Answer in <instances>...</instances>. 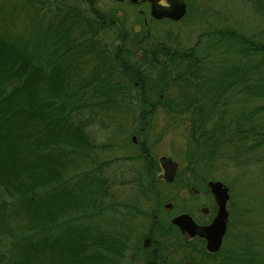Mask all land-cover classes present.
I'll list each match as a JSON object with an SVG mask.
<instances>
[{
    "label": "trees",
    "instance_id": "16d2710c",
    "mask_svg": "<svg viewBox=\"0 0 264 264\" xmlns=\"http://www.w3.org/2000/svg\"><path fill=\"white\" fill-rule=\"evenodd\" d=\"M258 2L264 10V0ZM58 11L55 25L32 40L0 33V264H125L126 249L137 240L133 231L113 235L92 224L111 197L110 181L95 173L119 157L87 164L91 146L112 152L135 146L137 135L142 176L153 189L160 168L141 152L148 150L141 138L162 109L189 118L190 162L251 165L264 151V122L256 119L264 104L246 111L220 102L244 83L241 92L263 99L264 91L249 84L261 63L215 75L195 47L179 49L168 40L154 41L140 59L117 47L123 31L111 33L89 6L68 2ZM224 36L243 43L241 53L264 54V44L245 35ZM125 44L131 51L134 39ZM125 111L140 126L126 130ZM92 122L109 128L108 141L90 138ZM21 219L25 228L12 230ZM244 254L246 264H264V253Z\"/></svg>",
    "mask_w": 264,
    "mask_h": 264
},
{
    "label": "rangeland",
    "instance_id": "374dc122",
    "mask_svg": "<svg viewBox=\"0 0 264 264\" xmlns=\"http://www.w3.org/2000/svg\"><path fill=\"white\" fill-rule=\"evenodd\" d=\"M186 1L190 6L186 18L178 23H155L154 38L157 41H173L171 43L179 49L195 47L197 58L213 70L215 75L220 70L226 73L233 68L245 70L248 64L260 60L261 69L250 75L249 84L257 85L264 91V54L248 56L241 53L244 44L235 38L224 36L227 31H234L255 43L264 44V10L259 0ZM58 5L60 4L48 0H0V33L11 40H32L38 34L48 32L58 21ZM118 42L117 39L116 44ZM246 84L229 90L223 97L224 103L220 102V105L228 106L232 102L234 107L240 106L246 111L263 105L264 98L241 92V87ZM136 117V114L127 111L120 114L121 123L126 130L131 131L140 126ZM256 119L264 122V112L259 113ZM151 125V130L145 132L141 139L146 140L148 151L160 168L155 175L157 182L153 181L160 196L153 194L147 181L143 179V160L139 145L128 144L112 152H103L91 146L87 164H91L92 160L101 162L119 157L103 172L95 173L100 178H108L111 197L104 198L106 206L92 224L101 225L104 231L113 235L132 230L134 238L139 240L151 222L153 210L168 217V220L180 209L198 212L196 207L199 195H194L191 187L194 186L203 194L210 180H220L229 186L232 195L231 227L221 256L211 258L208 264H246L245 252L255 255L264 253V151L256 153L251 165L215 160L212 163L202 162L197 166L194 164L195 159L191 162L189 159L193 150L189 118L169 115L160 109ZM143 126L146 127V122ZM86 129L95 143L108 141L110 130L104 124L92 122ZM137 139L140 141L138 136ZM124 156L129 158L125 159ZM163 156L171 157L179 164L173 183L163 179L164 171L159 162ZM86 163L82 166L83 169L88 167ZM140 175L141 183L136 180ZM168 202L174 203L171 211L165 208ZM24 220L27 219L12 222V230L25 228ZM166 239L179 245L177 233ZM132 261L131 259L132 264H141Z\"/></svg>",
    "mask_w": 264,
    "mask_h": 264
},
{
    "label": "flooded vegetation",
    "instance_id": "af4514ba",
    "mask_svg": "<svg viewBox=\"0 0 264 264\" xmlns=\"http://www.w3.org/2000/svg\"><path fill=\"white\" fill-rule=\"evenodd\" d=\"M57 4L75 2L84 6H89L93 14L97 16V22L102 26L109 28L111 33L116 30H122V37L119 38L117 47L123 53H129L140 59L151 54V48L154 41L153 25L155 23H178L186 18L190 6L187 4L185 16L180 20H174L169 17L157 18L153 15V10L168 11L176 0H48ZM127 39H134L132 50L125 44ZM159 41V40H158ZM137 137V136H136ZM134 142V141H133ZM134 144L142 146L137 139ZM146 145V140L144 139ZM146 147V146H145ZM141 152L154 160L147 149L142 148ZM160 162V159H159ZM154 164V161L152 162ZM164 179V178H163ZM154 187V183H153ZM195 195H199L196 210L194 212L188 209H180L168 220L166 216H161L157 210L151 213V222L147 226L145 233L139 240H136L126 250L125 264L138 261L141 264H208L213 257L221 256L222 249L225 246L226 239L231 227L232 195L227 203L229 212L227 229L223 237L221 247L216 252L208 250V240L205 235L197 233L191 236L188 232H182L181 229L173 223V220L182 214H188L200 228L207 227L213 223L218 215L219 205L216 197L207 188L202 194L194 186L191 187ZM154 191V189H152ZM200 194H202L200 196ZM156 196H160L159 191ZM174 203L168 202L165 208L168 211L173 209ZM159 210V208H157ZM173 233L179 236L178 243L168 242L166 238ZM132 261V262H133Z\"/></svg>",
    "mask_w": 264,
    "mask_h": 264
},
{
    "label": "water",
    "instance_id": "95a60500",
    "mask_svg": "<svg viewBox=\"0 0 264 264\" xmlns=\"http://www.w3.org/2000/svg\"><path fill=\"white\" fill-rule=\"evenodd\" d=\"M187 11V4L184 0H176L173 6L168 11L153 10V15L157 18L169 17L174 20L182 19ZM137 137L133 136V141L136 142ZM161 167L164 170L163 178L165 181L174 182L179 164L171 157L163 156L160 158ZM208 187L213 195L216 197L219 211L218 215L213 223L207 227L200 228L188 214H182L173 220V223L177 225L182 232H188L191 236L200 233L205 235L208 240V250L216 252L220 249L223 237L227 229L228 221V209L227 203L230 199L229 187L220 180H210Z\"/></svg>",
    "mask_w": 264,
    "mask_h": 264
}]
</instances>
